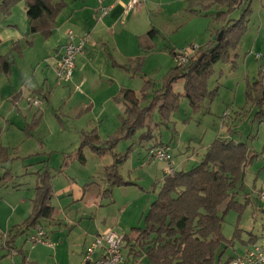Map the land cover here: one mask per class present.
Masks as SVG:
<instances>
[{"label":"crops","instance_id":"obj_1","mask_svg":"<svg viewBox=\"0 0 264 264\" xmlns=\"http://www.w3.org/2000/svg\"><path fill=\"white\" fill-rule=\"evenodd\" d=\"M64 1L66 6L58 15L56 27L49 37H44L40 33L31 34L32 20L28 15L25 0L17 1L7 13L0 8V56H13L11 72L0 74V120L3 119L6 122V129H4L1 137L5 133L15 132L17 125L21 128L23 124L29 123L32 119L34 121L42 120L41 128L44 127V131H51L52 135H70L72 130L83 132L96 128L101 138L103 136L102 130L111 125L112 128L105 134L109 136L112 130L119 129L121 125L120 115H124L126 111V103L120 99L121 91L125 88L135 90L133 85L135 78L140 75L144 77L141 73H137V71L141 72L143 70L139 58L144 56L146 62L147 54L160 53L166 55L167 53V48L160 46L162 43L160 39L164 30V25L160 23L165 20H185L181 18L182 16L172 13L171 10L175 7L184 9L186 20H190L194 17L207 16L214 7L217 8L216 11L225 7L215 4V0H141L135 8L127 10V4L130 0H104L103 4L112 8L109 14L102 17L99 9L100 0ZM2 2L3 0H0V5ZM194 10L196 12H193ZM178 17L180 18L178 19ZM153 28L158 30L157 36L153 41H145L146 34ZM69 31H74L78 36L90 34L91 40L76 60L73 78L69 82L63 83L57 79L56 66L63 54L65 44L69 41ZM142 40L144 45H153L154 47L152 49L143 48L140 44ZM16 43L20 45V50H13ZM183 47L173 49L178 51ZM173 59L175 61L174 56ZM158 61L161 66L160 61L162 60ZM163 68L161 66L166 74L169 69L167 67ZM179 83L183 84V82ZM32 96H42L44 104L38 106L30 103L28 98ZM58 114L65 117L68 122L66 124L61 123L63 121ZM150 118L153 121L151 124L153 127L156 121L152 118V115ZM70 120L79 123L70 124ZM81 121L86 124V127L82 128L79 125ZM22 122L25 123L22 124ZM154 134L157 142L171 145L173 152L171 163L174 170L190 169L188 163L191 161L198 164L214 141L204 147L203 150H198L196 153L193 151L191 154L190 144L187 145L186 149L183 148L180 151L183 158L178 160L175 158L177 153L173 141L174 139L177 140L178 132L177 135L173 134L172 141H163L156 133ZM221 135L233 137L229 132ZM64 143L63 141L61 145L55 147L62 148ZM78 144L79 142L73 148L77 149ZM153 144L147 148V154L148 149ZM22 145L23 142L19 145V148ZM0 147H9L12 159L21 158L16 146L0 143ZM115 153L118 154L119 152L115 150ZM74 156H67L62 169L59 171L52 170L55 174L52 198V205L55 208L54 214L52 219L41 220L40 224L45 228L48 238L50 232L53 233L55 230L61 229L63 225L71 228L70 234L78 231L77 238L79 243H82V250L87 251V248L100 232L114 227L104 228L99 226L93 233L89 225H87L88 227L84 226V222L88 218L91 222L102 218L103 215L99 217L104 207L101 195L105 196L104 190L107 188V184L104 170L98 171V178L91 175L87 179H80L74 174H69L71 178H67L70 181H62L60 179L61 175L66 173L64 170L67 166L78 158V152L76 153L77 158H73ZM28 158H30L28 163L32 165L26 167L22 177L16 176L12 168L7 166L8 162L0 168V264H5L6 259L2 258L9 255V248L5 246L4 242L5 234H8L13 226L24 222L31 214L32 199L35 196L37 185L35 172L41 168L38 162L49 159L45 156L40 157L38 153ZM101 159L104 169L113 163V155L108 154L101 157ZM160 162L164 166L162 174L159 175L155 183L158 185V191L161 188L164 176L167 174L168 167L167 162ZM61 181L66 183L57 191L56 185H61ZM96 186L99 189L94 191ZM262 188L264 187H260L258 191ZM115 189L116 187L113 188V190ZM56 191L57 193H55ZM54 195L58 196L61 201L67 200L63 204L65 214L54 202ZM248 196L250 204H252L253 209L256 208L257 216H260L262 222L261 225L255 224L252 227L249 226L248 229L244 225H237L236 229L248 231L247 236H244L242 231L239 238L243 244L242 247L247 248L252 241L258 239L264 233V205L260 202V205L255 207L251 196ZM77 205H80L79 208L74 209V206ZM144 215L142 216L143 221ZM135 227L123 233L126 237L124 253L135 260L141 258L143 264H150L146 255H137V251H140L138 246L139 232L134 231ZM35 229L36 227L31 229L27 236L34 233ZM19 238L21 236L16 239L15 249L17 253L18 251L22 253V259L15 264H22L24 257H26L28 264H32L33 260L29 259L25 249L17 246ZM51 239H53L52 236ZM46 245H51V242ZM233 248L234 250L237 249L236 244ZM21 249H23L22 252ZM101 254L102 249L99 248L94 253V257L99 258ZM238 254L241 253L235 251L228 256L224 254L223 259L226 260Z\"/></svg>","mask_w":264,"mask_h":264},{"label":"rangeland","instance_id":"obj_2","mask_svg":"<svg viewBox=\"0 0 264 264\" xmlns=\"http://www.w3.org/2000/svg\"><path fill=\"white\" fill-rule=\"evenodd\" d=\"M245 4H248L251 9L245 17L249 20L247 28L237 48L231 52L230 60H220L217 62L214 65V72L208 80V89H217L214 98L212 100L206 98L203 101L202 107L199 110H194L189 100L181 96L179 106L170 114V120L160 123V113L158 110L152 113V118L156 121L153 127H157L154 133L159 138L161 137L163 141H172L173 134L177 135L178 132L177 140H173L177 153L175 158L178 160L183 158L180 151L183 148L186 149L187 145L190 144V154L193 151L196 153L198 150H203L204 147H207L218 135H224L225 132H229L233 136L232 138L238 141L246 142L254 158L248 167L244 189L251 196L254 206L258 207L260 205L258 189L264 187V121L256 117L259 108L247 102L246 91L248 84L257 80L260 71L264 70V0H242L241 5L232 11L228 10L229 7L227 5H223L225 7L218 11L214 7L207 16L194 17L190 20H186L184 9L173 8L171 12L182 16L181 18L185 20H161L162 23L160 24L164 25V30L160 39L162 42L160 46L166 47L167 53L166 55L160 53L147 54L146 62L145 57L142 56L143 70L141 72L137 71V73H141L144 77H141V75L137 76L133 85L135 86L134 89L139 91L141 86H143L144 80L149 78L154 82L155 89L161 88L164 83V77L170 68L176 65L171 50L181 46L187 47L190 44L205 46L211 40L216 41L222 36L221 33L223 34V31L218 33V30L225 25L224 20L217 18V13L224 11L228 19L239 20L244 13ZM213 14L214 16H212ZM158 60H162L160 61L162 67L169 69L166 74L161 69ZM145 63L146 66L144 67ZM175 89L176 91L182 90L183 84L177 83ZM153 96L154 94L151 93L143 104H149L153 100ZM58 116L63 121L61 123L66 124L68 122L61 114H58ZM41 121L34 127H32V124L35 122L33 119L26 124L22 122L23 126L21 128L17 125L15 132L5 133L3 138L1 135L4 129H6V122L3 119L0 120V143L16 146V150H18V154L21 157L14 158L7 164L18 177H22V174H24L26 165L30 161L28 157L37 153L40 157L45 156L49 158L48 164L53 171L62 169L67 156L75 155L73 158H77L76 153L81 144V130H79V135V131L75 132L74 130L71 131L70 135H52L51 131H44V127L41 128ZM69 122L70 124L79 123L73 120ZM152 123L153 121L149 118L148 124L151 125ZM79 125L82 128L86 127L83 121ZM111 128L112 126L109 125L107 129L102 130V140L109 139L118 130V128L115 131L112 130L109 136L105 135ZM143 132L144 130H139L133 137L121 139L116 145L115 150L119 152L118 154L124 155L129 151L126 161L120 165L119 169L123 177L133 183L116 187L112 195H101L104 207L99 217L103 215L102 218H98L94 222H91L88 218L84 222L85 227L87 225L90 226L91 232L94 233L99 226L104 228L113 226L114 228L110 229L123 234L131 230L132 227L144 224L142 216L157 198L158 185L155 183L159 175L162 174L164 165L160 161L149 159L151 157L147 154L146 150L154 143L155 139L143 141ZM63 141L65 143L62 148L55 147L61 145ZM22 142L23 145L19 148ZM78 142L77 149L73 148L76 147ZM84 154L86 157L85 162L80 161L78 158L75 159L64 170L66 173L61 175L60 179L62 181H70L68 179L71 178L69 174H74L80 177V179H87L91 175H95V178H98V171L104 170L101 159L103 156H98L89 147L84 149ZM195 163L193 161L189 162L188 167L192 168ZM65 183L62 182L61 185L57 184V191ZM97 187L94 188V191L99 189ZM93 195L96 196L95 194ZM54 202L62 213L65 214L63 204L67 200L61 201L58 196H55ZM79 206H74V209L79 208ZM255 209H253L252 204H249L241 217H239L236 210H230L226 215L224 225L225 236L231 238L236 231L237 225H244L247 229L249 226L252 227L255 224L261 225L262 219L260 216H257ZM70 232L71 228L63 225L61 229L49 233L47 240L51 242V245L37 243L35 247H33V243L30 240V235L35 232L28 236L24 234L17 241V246L25 249L29 259L33 260L32 264H83L82 261L86 250H82V243H79L77 238L78 231L72 232V234ZM243 232L244 236L248 235V231ZM51 236L53 239H51ZM235 244L238 250L230 247L226 251L225 256L235 251L242 253L247 249V247H242L243 244L239 239L235 240ZM21 254L15 250L14 253L9 252V255L2 259H6L4 261L5 264H15L22 259Z\"/></svg>","mask_w":264,"mask_h":264},{"label":"trees","instance_id":"obj_3","mask_svg":"<svg viewBox=\"0 0 264 264\" xmlns=\"http://www.w3.org/2000/svg\"><path fill=\"white\" fill-rule=\"evenodd\" d=\"M17 1L20 0H3L0 8L7 13ZM25 1L32 20L31 34L40 33L49 37L56 27L58 15L66 6L65 1ZM241 1L215 0V4L227 5L228 10L232 11L241 5ZM250 10V6L245 4L244 13L239 20L228 19L226 12L219 11L217 18L225 22L218 30V33L223 31L222 36L200 46L186 64L172 67L164 77L161 88L155 89L154 82L146 79L139 92L130 88L123 89L120 99L126 103V111L124 115H120L119 129L109 139L102 140L96 128L81 133L79 160L85 162L84 149L87 147L99 156L112 154L114 157V162L104 169L107 184L104 195H112L114 187L133 183L120 173L119 167L129 155V151L124 155L115 153V147L121 139L131 138L139 130H144L143 141L155 139L154 127L148 124V119L158 110L160 123L170 120V114L179 106L181 96L189 100L194 110H199L206 98H214L217 89H208L214 65L220 60H230L231 52L237 48L247 28L249 20L245 17ZM157 34L158 30L153 28L144 40L153 41ZM140 44L147 49L154 47L144 45L143 40ZM13 50H20V45L16 43ZM171 53L175 56L177 51L172 49ZM0 62V74L10 73L13 56H0ZM139 63L143 65L142 58H139ZM179 82H183L182 91L175 89ZM151 93L154 94L153 100L144 105L143 102L147 101ZM246 95L247 102L259 108L256 117L264 121V70L260 71L257 80L248 84ZM39 122L40 120H36L32 127ZM161 144L164 143L156 141L152 146ZM253 158L246 142L220 135L211 143L197 165L188 170H175L166 174L157 198L144 215V225L134 228V231L139 232L140 251H137V255H146L150 264H228L234 256L226 260L223 256L234 246L235 240L240 238L241 230L236 229L231 238L226 237L223 230L226 215L230 210H236L241 217L250 204L244 185ZM11 160V149L0 147V168ZM38 164L41 168L35 172L37 185L31 214L8 232L5 244L8 248L15 249L18 237L27 234L41 220L53 217L55 174L47 159ZM31 165L27 164L26 167ZM22 264H28L26 257Z\"/></svg>","mask_w":264,"mask_h":264},{"label":"built area","instance_id":"obj_4","mask_svg":"<svg viewBox=\"0 0 264 264\" xmlns=\"http://www.w3.org/2000/svg\"><path fill=\"white\" fill-rule=\"evenodd\" d=\"M141 0H130L127 4V10H131L139 5ZM104 0H100L101 16H106L111 10V6L104 5ZM91 40L90 34L78 36L74 31H69V41L63 48V54L56 66L57 79L60 82H69L75 72L76 60L84 51L87 43ZM200 48L198 44H190L177 51L175 57L176 64H186L189 59ZM260 56V55H258ZM30 103L41 106L44 104L42 96H32L28 98ZM148 155L159 161L168 163L167 174L172 173L174 167L172 165L173 152L170 144L155 145L149 148ZM258 199L264 205V188L258 192ZM35 233L31 234L30 240L33 247L37 243L50 244L47 240L45 228L38 224ZM125 235L118 233L114 229H108L98 234L92 244L87 248L83 264H143V260L132 259L129 255L124 253ZM8 240V234L4 236V242ZM102 249V254L99 258L94 257L97 249ZM16 249L9 248V252L14 253ZM228 264H264V233L256 240L252 241L248 248L241 254L234 256Z\"/></svg>","mask_w":264,"mask_h":264},{"label":"water","instance_id":"obj_5","mask_svg":"<svg viewBox=\"0 0 264 264\" xmlns=\"http://www.w3.org/2000/svg\"><path fill=\"white\" fill-rule=\"evenodd\" d=\"M221 35H222V33H221Z\"/></svg>","mask_w":264,"mask_h":264}]
</instances>
